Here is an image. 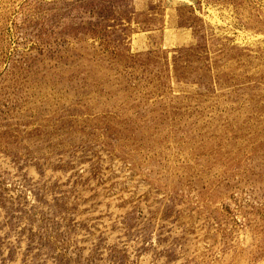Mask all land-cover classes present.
Returning a JSON list of instances; mask_svg holds the SVG:
<instances>
[{
	"label": "rangeland",
	"instance_id": "374dc122",
	"mask_svg": "<svg viewBox=\"0 0 264 264\" xmlns=\"http://www.w3.org/2000/svg\"><path fill=\"white\" fill-rule=\"evenodd\" d=\"M0 264H264V0H0Z\"/></svg>",
	"mask_w": 264,
	"mask_h": 264
}]
</instances>
